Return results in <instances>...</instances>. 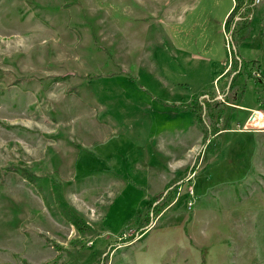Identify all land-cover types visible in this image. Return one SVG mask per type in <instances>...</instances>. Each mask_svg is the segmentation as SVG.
<instances>
[{"label":"rangeland","instance_id":"1","mask_svg":"<svg viewBox=\"0 0 264 264\" xmlns=\"http://www.w3.org/2000/svg\"><path fill=\"white\" fill-rule=\"evenodd\" d=\"M252 2L0 0V264H264Z\"/></svg>","mask_w":264,"mask_h":264},{"label":"trees","instance_id":"2","mask_svg":"<svg viewBox=\"0 0 264 264\" xmlns=\"http://www.w3.org/2000/svg\"><path fill=\"white\" fill-rule=\"evenodd\" d=\"M239 3H242V0H235L234 7H233V11L228 15V17H231V15L233 14L234 10H236V8L239 7ZM235 57L236 58H239V64H238V66H239L238 69L239 70L237 72L238 73L237 75H243L244 74L246 76V78H253L254 79L255 77L252 75V72L254 70H256V68H257V65L255 64V62L254 61H251V62L244 61L243 59H241L239 57V55L237 53H235ZM70 76H71V74H70ZM70 76L68 74L67 75H62V76H55L53 79L55 81H57V82L64 81V80L66 81L67 78H69ZM235 78H236V76L232 77V79L230 80V85H232L233 81L235 83V80H234ZM255 79H256L255 82H256V86H257L258 85V79L257 78H255ZM258 103H260V102H258ZM260 105L262 107H264V103H260ZM198 158H199V155H197L195 159H198ZM190 170L191 171L194 170V167H191ZM29 175H30V173L28 171H24V176H23V174H21V177H23V178L27 179L29 182H31V180L29 178ZM166 191H168V188L166 189ZM166 191H163V192H160V193L154 195V197L150 200V202L148 204V208L151 209V210H149L146 213V215L152 221L156 218V216L161 211L160 210L161 207L159 206V204L160 203H163L162 205H165V203H167V201H172L174 199L173 194L172 195L171 194H168ZM165 192L167 193V199L164 201V199H165ZM70 221H71V224L77 230H79L81 232H84V230H85L84 224H83V222L81 221L80 218H78L77 216H73L72 215ZM146 230L147 229L141 230L138 235L139 236L142 235Z\"/></svg>","mask_w":264,"mask_h":264},{"label":"crops","instance_id":"3","mask_svg":"<svg viewBox=\"0 0 264 264\" xmlns=\"http://www.w3.org/2000/svg\"><path fill=\"white\" fill-rule=\"evenodd\" d=\"M256 0H253V2H252V4L250 5L251 7L252 6H254V5H256V2H255ZM264 1V0H263ZM234 3H235V0H234ZM249 6V7H250ZM230 9H231V7L227 10V12H226V14H225V17L227 18V16H228V13H229V11H230ZM230 64H231V62L229 61L226 65H224L223 67V69L221 70V72H220V75L223 77V76H225V73L230 69ZM261 70L262 69H260V67H259V73H260V78L259 79H261V77H262V72H261ZM257 75H258V73H257ZM259 76V75H258ZM241 96H243V95H241ZM242 99V98H241ZM240 99V100H241ZM257 99H259L260 101V103H264V89H259V97L257 98ZM238 103V102H237ZM260 103H256V107H252V108H248L249 110H247V108L246 107H242L241 105L239 106V105H236V107H239V108H241V109H243V108H246L244 111H250V113L251 112H254L253 113V115L251 116V117H253L254 116V119H253V121H254V123L251 125V127L253 126V127H258V129H261L260 127H263L262 129H263V133H264V107H262L261 105H260ZM261 111H263V113L261 112ZM249 113V114H250ZM249 114L247 115V117L249 116ZM231 118H230V115L228 114V115H222L221 116V118L219 119V122H218V124H216L218 127H222L223 126V124H226V122L228 123V125L230 124V122H229V120H230ZM234 119V118H233ZM226 121V122H225ZM227 130H223V128H219V130L217 131V134L219 135H221L222 133H224V132H226ZM258 133H260V132H258ZM224 135V134H223ZM222 135V136H223ZM154 140H155V137H151V144L154 142ZM209 142V141H208ZM221 143H223V144H221V149L222 150H224L225 149V146H224V141H222ZM262 148L261 149H263L264 148V144H262ZM204 150H205V146L204 147H201L200 148V150L195 154V156H194V158H196V156L197 155H199L200 156V158H199V161H198V165H197V167H196V170L193 172V174L191 175L192 176V178H191V180H193V175L197 172V170L202 166V165H200L199 166V164H201V162H202V164H203V162H204ZM205 152H206V150H205ZM186 177H187V174L185 175ZM185 177V178H186ZM185 178H184V180H185ZM191 183V182H190ZM254 186V183L252 184V187ZM162 192V191H161ZM157 194V193H156ZM155 194V195H156ZM176 201H172V203L170 204V205H167L166 206V208H164L163 210H161L160 211V213L156 216V218L154 219V221H153V223L156 221V220H160V219H165V220H168L169 218H170V216L168 217V215L170 214V212L171 213H174V212H176ZM168 217V218H167ZM185 220V219H184ZM152 223V224H153ZM148 227V226H147ZM146 227H144L143 229H145ZM142 229V230H143Z\"/></svg>","mask_w":264,"mask_h":264},{"label":"built area","instance_id":"4","mask_svg":"<svg viewBox=\"0 0 264 264\" xmlns=\"http://www.w3.org/2000/svg\"><path fill=\"white\" fill-rule=\"evenodd\" d=\"M256 75H257V74H256ZM252 115H253V114H252ZM252 115H251V116H252ZM251 116H250V117H251ZM189 205H190V204H189ZM188 209H190V208H188Z\"/></svg>","mask_w":264,"mask_h":264}]
</instances>
